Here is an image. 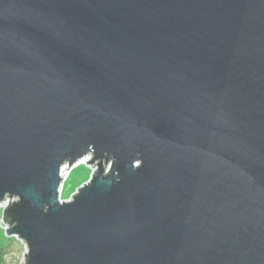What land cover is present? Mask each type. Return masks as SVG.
Returning a JSON list of instances; mask_svg holds the SVG:
<instances>
[{
  "label": "water",
  "instance_id": "95a60500",
  "mask_svg": "<svg viewBox=\"0 0 264 264\" xmlns=\"http://www.w3.org/2000/svg\"><path fill=\"white\" fill-rule=\"evenodd\" d=\"M6 198L26 264H264V0H0Z\"/></svg>",
  "mask_w": 264,
  "mask_h": 264
},
{
  "label": "clouds",
  "instance_id": "9594fccd",
  "mask_svg": "<svg viewBox=\"0 0 264 264\" xmlns=\"http://www.w3.org/2000/svg\"><path fill=\"white\" fill-rule=\"evenodd\" d=\"M65 197L61 196V203ZM20 197L13 196L12 201L18 202ZM10 201L6 198L3 203H0V264H26V257L30 252L27 242L17 235L11 237L6 235V230L12 225L6 223L3 218L4 209ZM11 244L13 251L10 253L3 252Z\"/></svg>",
  "mask_w": 264,
  "mask_h": 264
},
{
  "label": "rangeland",
  "instance_id": "374dc122",
  "mask_svg": "<svg viewBox=\"0 0 264 264\" xmlns=\"http://www.w3.org/2000/svg\"><path fill=\"white\" fill-rule=\"evenodd\" d=\"M92 175V169L89 165L83 164L73 169L69 178L64 183V188L62 190V195L64 200H70L71 197L77 192V190L87 183ZM7 253L13 251L11 244L9 245Z\"/></svg>",
  "mask_w": 264,
  "mask_h": 264
},
{
  "label": "built area",
  "instance_id": "2783aa9c",
  "mask_svg": "<svg viewBox=\"0 0 264 264\" xmlns=\"http://www.w3.org/2000/svg\"><path fill=\"white\" fill-rule=\"evenodd\" d=\"M86 163V160H83V161H81L79 164H77L75 167H78L79 165H82V164H85ZM74 167V168H75ZM74 168H69L68 166H65V167H63V169H62V176L64 177V179H65V181L69 178V176H70V174H71V172L73 171V169ZM63 188H64V185H63ZM63 188H62V190H63ZM9 200V199H8ZM10 201V200H9ZM3 203V202H2ZM9 204H10V202L8 203V206H9ZM7 206V207H8ZM6 207V208H7ZM5 208V209H6ZM4 209V210H5Z\"/></svg>",
  "mask_w": 264,
  "mask_h": 264
},
{
  "label": "trees",
  "instance_id": "16d2710c",
  "mask_svg": "<svg viewBox=\"0 0 264 264\" xmlns=\"http://www.w3.org/2000/svg\"><path fill=\"white\" fill-rule=\"evenodd\" d=\"M9 247L10 246H8L6 249H4L3 252H6L7 253Z\"/></svg>",
  "mask_w": 264,
  "mask_h": 264
}]
</instances>
